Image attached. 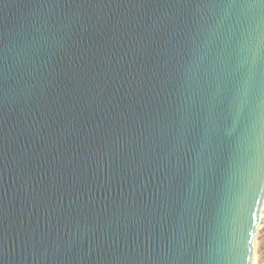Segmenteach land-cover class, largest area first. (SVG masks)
I'll list each match as a JSON object with an SVG mask.
<instances>
[{"label":"water","instance_id":"obj_1","mask_svg":"<svg viewBox=\"0 0 264 264\" xmlns=\"http://www.w3.org/2000/svg\"><path fill=\"white\" fill-rule=\"evenodd\" d=\"M244 4L0 0V264H252Z\"/></svg>","mask_w":264,"mask_h":264},{"label":"snow or ice","instance_id":"obj_2","mask_svg":"<svg viewBox=\"0 0 264 264\" xmlns=\"http://www.w3.org/2000/svg\"><path fill=\"white\" fill-rule=\"evenodd\" d=\"M233 3H235V0H233ZM243 6L258 8L264 11V0H245V4ZM258 63L264 64V43H262L256 55L253 57V67L249 68V73L253 71V68ZM250 81V75L243 80L245 94L250 86ZM250 143L252 150L249 153L250 158L247 161L248 172L254 181L259 184L264 183V134L256 136ZM249 243H251V241H249Z\"/></svg>","mask_w":264,"mask_h":264},{"label":"rangeland","instance_id":"obj_3","mask_svg":"<svg viewBox=\"0 0 264 264\" xmlns=\"http://www.w3.org/2000/svg\"><path fill=\"white\" fill-rule=\"evenodd\" d=\"M252 264H264V206L260 215V222L253 250Z\"/></svg>","mask_w":264,"mask_h":264}]
</instances>
